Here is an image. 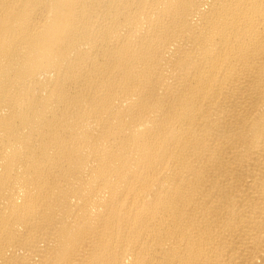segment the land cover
I'll use <instances>...</instances> for the list:
<instances>
[{
    "label": "bare ground",
    "instance_id": "1",
    "mask_svg": "<svg viewBox=\"0 0 264 264\" xmlns=\"http://www.w3.org/2000/svg\"><path fill=\"white\" fill-rule=\"evenodd\" d=\"M0 264H264V0H0Z\"/></svg>",
    "mask_w": 264,
    "mask_h": 264
}]
</instances>
